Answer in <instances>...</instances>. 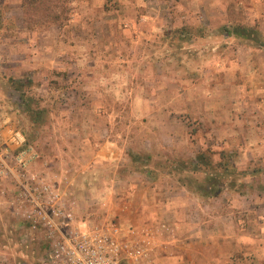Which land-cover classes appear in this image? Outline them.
Segmentation results:
<instances>
[{
	"label": "rangeland",
	"instance_id": "374dc122",
	"mask_svg": "<svg viewBox=\"0 0 264 264\" xmlns=\"http://www.w3.org/2000/svg\"><path fill=\"white\" fill-rule=\"evenodd\" d=\"M234 27L259 41L226 35ZM22 93L44 110L37 122ZM200 151L244 173L223 189L233 207L196 192ZM31 182L55 187L78 222L119 225L144 249L122 264H176L175 251L217 261L227 211L264 247V0H0V264H43L23 204ZM198 214L217 235L196 257ZM223 248L238 250L231 238Z\"/></svg>",
	"mask_w": 264,
	"mask_h": 264
},
{
	"label": "built area",
	"instance_id": "2783aa9c",
	"mask_svg": "<svg viewBox=\"0 0 264 264\" xmlns=\"http://www.w3.org/2000/svg\"><path fill=\"white\" fill-rule=\"evenodd\" d=\"M12 142L18 143L19 137ZM21 188L31 230L43 237L46 247L43 264H122L142 258V246L116 223L95 227L78 222L74 209L52 185L31 182Z\"/></svg>",
	"mask_w": 264,
	"mask_h": 264
},
{
	"label": "crops",
	"instance_id": "0c3cea01",
	"mask_svg": "<svg viewBox=\"0 0 264 264\" xmlns=\"http://www.w3.org/2000/svg\"><path fill=\"white\" fill-rule=\"evenodd\" d=\"M198 101L201 103V100H198ZM250 178H252V177H250ZM223 191L215 199H220L222 203H224L225 205L228 206V208L233 207L230 202H232L234 200V198L237 197V195H234L235 192L229 190L230 191L229 194L230 195L232 194V196H230V197H233V198H225L223 195L227 192H223ZM243 196H241V197H243ZM145 197H146L145 194L143 195V192H142L141 193V200H142L141 205L145 204ZM213 200H214L213 198L208 199L209 202H211ZM205 204L207 206V203H205ZM242 204L246 208V207L254 204V202L251 199V201H244ZM157 207L161 208V210H162V212H161V214H159V216L162 217L163 215L164 216L168 215V216H171L172 218H175L174 225L180 229V224H179L180 217L177 216V213L175 210L171 209V207H169L168 204L164 205L159 200L157 202ZM234 207H237V206H234ZM198 215H199L198 216V222H199V219H200V222L197 225L192 227V238L196 239L198 242L201 240H204L205 241V248L202 249L201 251H200V249H196L195 250L196 257L202 251L212 250L213 239L217 235L214 232V229H207V227H204L205 223L207 222L206 217H204V216L202 217L201 214H198ZM229 215H230L229 211H227L226 215L221 217L223 226L216 225L219 227L217 230L220 233V237L222 240L221 245H220V255H218L216 257L217 261H213L212 258L205 259V264H217L218 262L220 264H264V255L263 254L261 255V251L264 252V247H261L259 245V242H256V244H255V242H251V244L248 245V243H250L249 240L248 239L243 240V235L240 234L239 225L236 224L235 221L233 219H231ZM152 217H157V215H155V216L152 215ZM259 229H260V227H259ZM178 236H179V234L175 235V238H178V239H176V241L180 240V237H178ZM230 238L232 241H236V245L238 247V250L236 252H234L233 254H230L229 250H225L223 248V245L225 243H228ZM206 241H207V243H206ZM183 242L184 241L181 240L180 243H183ZM242 243H244V244H242ZM245 243H247V244H245ZM176 248H177V244H176ZM234 255H236V256L234 257ZM172 260H174V262L176 264H184L185 263L184 261H182V258L179 257V253L176 251L172 252ZM194 264H196V262Z\"/></svg>",
	"mask_w": 264,
	"mask_h": 264
},
{
	"label": "trees",
	"instance_id": "16d2710c",
	"mask_svg": "<svg viewBox=\"0 0 264 264\" xmlns=\"http://www.w3.org/2000/svg\"><path fill=\"white\" fill-rule=\"evenodd\" d=\"M259 34V31L252 27H234L231 31H226V35L228 36L230 35L252 42L259 41ZM11 85L16 91H19L24 84L20 82H11ZM32 100V96H25L23 93L20 94V101L21 105L24 107V112L28 113L33 118L34 122H37L39 118L42 117L44 110L40 108L32 109ZM135 158V156H132V159ZM192 165L194 171L201 170L206 173L204 184L197 186L196 191L205 198H216L225 188L231 190L237 188L239 178L244 176V173L238 170L232 162L231 156L224 152L218 155V162L214 163L209 152L200 151L196 154L195 162H193ZM215 169H219V172H216V174L211 172ZM228 177H230L229 181Z\"/></svg>",
	"mask_w": 264,
	"mask_h": 264
}]
</instances>
